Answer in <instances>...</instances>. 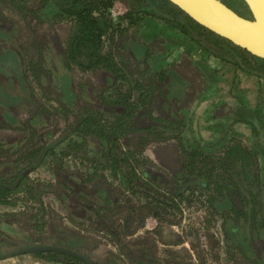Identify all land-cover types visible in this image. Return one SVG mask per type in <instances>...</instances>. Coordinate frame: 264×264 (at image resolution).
<instances>
[{
	"label": "trees",
	"instance_id": "trees-1",
	"mask_svg": "<svg viewBox=\"0 0 264 264\" xmlns=\"http://www.w3.org/2000/svg\"><path fill=\"white\" fill-rule=\"evenodd\" d=\"M5 1V3L12 4L14 2V0ZM45 1L42 0L43 6H45ZM220 1L239 16L250 17L242 0ZM20 2L28 4L32 1L20 0ZM115 3L122 4L127 9V13L116 18L114 22L111 18V10ZM34 6L35 2L32 8H35ZM55 7L57 9L54 16L56 21H64L68 24L66 25L67 29L63 28L62 31L67 36L65 40L62 39L63 42L57 35L47 33L49 45L53 47L61 67L65 70L75 69L80 74L102 73V82L105 87L101 91V95L98 96V100L109 108L114 118H108L104 122L94 110H86L72 118L74 122L67 129L68 132L70 131V135L62 137L50 146L37 148L41 155L29 169H35L41 165L48 151L64 143L72 135L81 138V142L69 140L68 143L75 148H80L81 144L84 146L85 139L94 138L100 142V151H95L94 154L100 156L105 164L110 166L113 177L121 176L130 187L129 190L134 191V187L137 188V186L144 190L142 199L145 202L135 211L126 209L127 217L123 219L122 223L127 224L121 229L124 235L130 236L134 233L133 231L142 227L146 217L154 218L164 224L166 221L165 212L177 210V202H189L193 200L192 197L195 193H207L204 196V203L207 204L206 207L211 215L220 219V229L225 236L226 248H230L233 244L234 246L238 245L240 251L250 250L251 242L246 233L260 232L264 236V215L261 212L259 201L260 173L257 154L242 147L236 141H232L225 148L221 157H213L201 152V146L196 142L185 145L179 138L181 132L174 126L175 115L168 111L170 108L166 107V103L159 102V97H163L172 106L178 105L177 99L182 86H180L181 82L179 83L177 80L176 83V79L173 78L176 76V71L175 73L170 70V72L155 74V76H159V86L156 87L158 94H154L151 91V84H144L136 79L129 80L130 78L125 74L123 67L129 73L132 69L121 64L122 62L119 63L120 59L123 61L122 57L124 56L119 53V48L124 43L125 34L137 28L143 18L147 17L158 20L167 28L179 32L205 55L220 63L228 64L235 70L254 77L262 83H264V59L254 57L233 46L227 40L209 32L192 21L168 0H58ZM1 15L3 16V14ZM130 36L133 37L134 33H131ZM106 43H108V48L105 47ZM28 57L22 56L18 50L12 49H4L0 53V76L5 79L4 81L0 80V120L9 125L24 122L32 115L35 120L42 116L38 111L39 105L30 98V91L33 89L32 82L35 84L36 79L38 81V76H35V79L33 72L22 70L21 64H24V58ZM5 61H7L8 67L3 66ZM29 62H34V59H30ZM123 83L127 85L126 90H124ZM35 85H39L38 88H41L40 82ZM58 87L56 96L64 104H72L79 98V95L76 94L77 90L71 82L65 85L58 84ZM150 96L153 97L152 108L154 110L151 112L145 107V100ZM29 106L35 108L31 116L29 115L31 111ZM23 115H25L24 118H21ZM139 118H143L144 122L138 125ZM164 120L169 122L168 126L164 127L166 131H176L174 137L170 136V139L174 140L177 149L176 152L172 150V153L168 151L172 154L168 160L172 172L165 173L171 174V181L166 192H160L150 187V181L162 182L163 175H159L156 170L146 168L150 161L144 156L142 157L141 153L133 154L131 150L132 146L148 145V140H143L144 136H149L161 128L159 122ZM1 130L2 128H0ZM160 134L162 135V133ZM48 136L47 134V138ZM4 158L11 159L13 155L0 154V161L2 159L3 162L6 161ZM15 162L14 160L13 164H10V170L8 168L9 171L6 173L15 167ZM29 169L19 170L12 177L6 179L10 182L6 181L4 176H0V204H7L8 196L21 189V184L28 179L26 173ZM92 175L93 173L89 171L84 175V178L76 180V185L72 187L73 191L85 197L92 204L97 202L102 209H105L103 214L108 210L118 209L119 205L112 201L113 198L108 193L109 191L103 187L104 182L102 181L104 180L96 179ZM34 188L26 186L25 190L30 193ZM235 202L239 203V206ZM226 205L230 206V212H221V208ZM67 206L73 209L71 214L80 220L87 221L93 216L89 212L93 208H85L77 204V201H71ZM139 213L142 214V217L137 218ZM128 223L133 225L131 230L127 227ZM62 238H65L66 243H60L57 247L67 250H71L69 247H72L68 243L70 239L82 240L78 234L74 233L65 234ZM30 241L33 240L30 239ZM29 245L24 244L18 249L31 247ZM32 255L46 262L85 264L77 258L53 251L35 252Z\"/></svg>",
	"mask_w": 264,
	"mask_h": 264
},
{
	"label": "rangeland",
	"instance_id": "rangeland-1",
	"mask_svg": "<svg viewBox=\"0 0 264 264\" xmlns=\"http://www.w3.org/2000/svg\"><path fill=\"white\" fill-rule=\"evenodd\" d=\"M31 1L28 4H23L20 0H14L13 4L0 2V8L7 9L6 18L2 22L5 23L6 27L18 22V26L21 27L18 30L19 33L22 30V33H20L22 36L17 35L14 39L5 38L3 40V43L7 44L5 50H18L22 56H29L24 58L25 62L21 64L22 70L33 72L34 77L38 76V81L35 77V84L37 82L42 84L41 88L36 85L30 91V98L39 105L38 111L43 116L40 115L41 118L35 120L32 115L35 108L29 106V110H31L29 115H32V120L31 117L30 119L28 118L29 120L22 121L23 123L19 122V124L15 123L12 125L0 120V128H2L0 131V154L13 155L11 159L4 158L6 160L4 162L8 163H4L3 159L0 161V174H4L0 176H4L5 180L12 177L19 170L31 168L38 160L39 155H41L37 148L46 145L50 146L62 137H68L70 131L68 132L67 129L74 122L72 118L86 110L98 112V116L102 117L100 119L104 120V122L111 118V114L107 109L103 110L100 108L99 110V108H95L99 101L96 93L97 86L92 79L87 82L86 86L83 78H75L76 83H81L84 92L72 104H64L56 96L55 84L52 83L50 86L47 77L50 76L54 80V76H57L60 72L59 60L53 47L49 45L46 34L50 33L53 35L57 33L60 40H65L67 35L63 34L62 31L68 24L64 21H56L54 18L57 13L55 3L58 0H46L44 2L45 6L42 5V0ZM34 2L35 8H32ZM121 8L124 15L127 9L123 5ZM112 19L114 22L116 21V19ZM167 30L171 29L167 28L162 22L147 17L143 18L137 27V36L140 37H136L138 38L137 41L142 45L152 46L154 44L155 47L160 49L161 53L155 51L150 54L153 57L148 60L154 62L152 67L145 73H141L136 69H132L129 73L123 67L125 74L130 78L129 80L136 79L144 84L150 83L152 85L151 91L154 94H158L156 87L159 86V76H155V74L166 72L164 67L167 59L173 60L174 64H179L184 52L185 56L194 57L195 61L204 62L206 67H213L217 62V60L215 61L212 57L202 53L190 41H178L179 39L177 40L176 37L167 35ZM128 34L129 32L125 34L124 39H127ZM5 44L0 47L5 46ZM105 47H108V43L105 44ZM30 59H34V62H29ZM3 66H9L7 61L3 62ZM47 68L49 71L46 70ZM230 72L225 71L222 74ZM0 80L4 81L5 79L0 76ZM200 80L202 82L200 86L197 83L193 84L195 86L194 93H199L196 86L198 88H207L206 83L202 79ZM236 81V79H233L232 81L221 82L225 89L236 90ZM217 82L218 80L214 85ZM251 83L254 88L259 87L261 89L260 92L264 93V83L261 82V87L254 81H251ZM123 86L124 90H126L127 85L123 83ZM152 92L150 93L153 94ZM201 96H203V93L196 100L194 97L182 100L180 110H174V107H171L173 114H176L179 118V121L174 123V126L181 132L179 138L185 145L192 142L198 143L201 146V152L213 157H221L225 148L232 141H236L242 147L254 151L258 155L260 173L259 201L261 212L264 215V127L261 128L258 127L259 125H255L258 121L264 125V100L262 98L258 100L256 97L253 99L251 97L245 98V106L242 105L244 108L241 109L242 117L239 116L238 112H234L235 114H232L233 117L229 115L231 112H227L230 120L242 119L247 123V134L239 133L237 130L232 131L233 128H226L222 130L223 133L220 132L215 138H221L224 133L225 136L217 144L212 145V142L203 141L205 143H199L195 141L198 140L196 136H201V129L193 127L199 122V118L203 123H209L208 117L203 116V114L199 117L198 114H195L202 104ZM203 99H206V97H203ZM159 100L160 103H166L163 97H159ZM152 103L153 97L150 96L145 102V107L148 108V111L152 110L150 108ZM147 104H149V107H147ZM25 105L28 106V104ZM24 116H21V118H24ZM143 122L144 119L141 118V123ZM168 123L167 120L159 122L161 128H158L149 136L145 135L143 138V140L147 139L149 144L143 147H141L142 145L132 146L131 150L133 154L141 153L142 157L144 156L150 161L146 168L153 171L156 170L159 175H163L162 182L150 181V187L160 192H164L171 181V174L165 173L170 172V169L164 166V162H169L168 160L172 156L169 152L172 150L176 152L177 149L174 140L170 139V136L174 137L176 131L168 132L164 129V127L168 126ZM45 132L49 135L48 138L47 134H44ZM40 134L43 135L37 136ZM69 140L80 142L81 139L73 136L72 139L65 140L64 143L48 151L41 165L27 171L28 179L21 184V189L8 196L7 204H0V254L14 252L24 246V244L57 247L60 243H65V238H62L63 235L74 233L82 238L79 241L88 246V250L92 248L104 250L109 244L120 243L122 252L128 255V246H123L120 237L124 236L121 229L127 223L122 222L127 217L126 209L135 211L136 208L145 202L142 199L144 190L138 188V186L137 188L134 187V191L132 189L129 190L130 187L127 186L121 176L113 177V171L110 166L106 165L100 156L94 154L95 151H100V143L85 141L84 146L81 144L80 148H75L68 143ZM14 160L16 161L15 167L9 173H6L10 170V164H13ZM80 163L81 166L78 169ZM8 168L9 170H7ZM89 171L93 173L92 177L104 180L102 181L104 182L103 187L109 191L108 193L113 198L112 201L119 205L118 209L108 210L103 214L105 209H102L97 202H93L94 206H92L85 197L73 191L72 187L76 185V180L84 178V175ZM6 181L10 182V180ZM26 186L35 188L32 192L27 193L25 190ZM200 194L203 193H195L192 197L193 200L189 202H177V210L165 212V228L175 227L176 232H182L183 240L195 250L196 257L202 264H215L216 261L219 264H264V236L260 232L246 233L248 240L251 242L250 250L248 251H240L236 244V246L231 244V247L227 248L224 254L223 251L219 250L220 242H222V237L219 233L220 219L215 215H211L207 209V204L204 203V196L207 193ZM71 201L82 202L85 204L83 205L85 208H93V210L89 211L93 215L92 218L87 221L75 218L71 214L73 209L67 206ZM235 203L239 206V203ZM221 212L229 213L230 206H224L221 208ZM133 215L135 216V214ZM138 215L137 218L142 217V214L140 215L139 213ZM127 227L131 230L133 225L128 223ZM61 235L62 237L60 238ZM30 239L33 241L31 242ZM219 253L222 255L221 257L217 255ZM87 255L95 259L93 253ZM92 261L95 263L94 260Z\"/></svg>",
	"mask_w": 264,
	"mask_h": 264
},
{
	"label": "crops",
	"instance_id": "crops-1",
	"mask_svg": "<svg viewBox=\"0 0 264 264\" xmlns=\"http://www.w3.org/2000/svg\"><path fill=\"white\" fill-rule=\"evenodd\" d=\"M4 1H0V2L5 3L6 1L5 2ZM6 13H7V9L5 8L3 9L1 7L0 15L3 14V16L2 15L0 16V31H1L0 46L2 44L3 45L5 44L3 43V40L5 38L14 39L17 37V35L22 36L20 34L22 33L21 32L22 30L20 31V33L18 31L19 29H21V27L18 26L19 25L18 22H15L10 27H6L5 23L2 22V20H5L4 18H6L5 17ZM131 33H134L133 37L130 36ZM167 33H168L167 35L176 37L177 40L179 39L178 41L189 42L187 38H184V36L177 31L167 30ZM53 35H57V33ZM128 35L129 36L127 37V39L123 38L124 43L119 48L120 50L119 53L124 55L122 57L123 61L120 59L121 61L119 60V63L122 62V64L130 67V69H136L141 73H145L150 67H152L154 62L148 60L149 58L153 57L150 54H152L155 51L161 53L160 49L155 47L154 44L152 46L142 45L139 41H137V39L140 38L137 36V28L129 31ZM58 38L60 39L59 36ZM6 45L7 44H5V46L3 47H0V53L3 51V48L5 49ZM214 60L216 61V59ZM165 65L166 66L164 68L166 70L165 69L163 70H165L166 72L167 71L170 72L171 70L175 73L176 71V76L173 78L176 79V80L174 79L176 83L177 80L179 83L181 82L180 86H182L180 90L181 93L179 94L177 99L178 105L175 104L174 106L175 110L176 109L180 110L181 108L180 103L182 102V100L191 97H194L196 100L198 99L200 94L203 93V96H201L200 99L202 100V104L197 109V112L195 114H198L199 117L200 115L202 116V114L203 116L208 117L209 123L207 122L203 123L199 118V122L193 127L195 128L198 127L199 130L201 129V134L199 133L201 136H196L198 140L195 141L199 143H205L203 141H207V143L212 142V145L213 144L215 145L225 136V133L222 134V137L219 139L215 137L218 136L220 132H222V130L226 128L227 129L233 128L232 131L237 130L239 131V133L243 132L247 134L248 127L246 126L247 123L245 121H243L242 119L230 120L228 116L230 115L233 117L232 114H235L234 112H238L239 116L242 117L241 109L244 108L245 98L247 97L248 98L251 97V99L256 97L258 100L262 98L264 100V93L262 91L260 92L261 89L259 87L254 88V86L251 83V81H254L256 84L258 83V86L261 87L260 81H258L254 77L247 76L235 70L232 66L228 64L220 63L218 60L215 66L206 67L204 66V62L202 61L200 62L199 60L195 61L194 57L185 56L184 52L182 53L181 62L179 64H174L173 60L167 59L165 61ZM59 67H60V72L57 74V76L56 75L54 76V80L49 76V74H48L49 77H47L49 80L48 84L50 86L52 83L55 84L56 87L55 93H57V91L59 90L58 84L65 85L71 82L77 90L76 94L78 95L83 94L84 91L81 87V83L75 82L76 77L83 78L84 84L86 86H87V82H89L91 79L93 82L95 81L97 86L96 87L97 96L101 95V91L104 90L105 85L104 82H102V77H103L101 75L102 73L97 72L95 75H93V74H80L75 69L71 71H67L61 67L60 63H59ZM46 70L49 71L48 68ZM225 71H231V72L228 74H222L225 73ZM173 72H172V76H173ZM200 79H202L206 83L207 88L205 89L204 87L198 88L196 86V88L199 90V93H194L193 91L195 89V86H193V84L197 83L200 86V84H202ZM233 79L237 80L235 82L236 85L238 86V87L236 86V90L233 89L230 90L229 88L225 89V86H223V83L221 81H226V80L232 81ZM217 80H218L217 84L214 85ZM32 85L34 89L36 85L33 82ZM40 86H42V84H40ZM90 94H92V92H90ZM203 97H206V99H203ZM167 103L169 105L168 108H170L168 111L172 112L173 114V111L171 110V103L170 102ZM95 108H99V110L100 108H102L103 110L105 109L109 110V108L101 104V102H99ZM150 108L152 109L150 110V112L154 111L152 105ZM227 112H231V113L227 115ZM173 115H175L176 123H177L179 121V118L177 117L176 114ZM111 118H114L112 114H111ZM255 125H259L258 127L261 128L264 127V125L261 124L259 121ZM72 137L73 135L70 136L69 139L70 138L72 139ZM85 141L100 143L98 142V140L94 138H87L85 139ZM80 166L81 163L78 169H80ZM77 204H80L82 206L85 205L82 202H77ZM90 205L94 206V204L92 203H90ZM150 218L151 217L148 218L146 217L144 220L145 223H143L142 227L137 228L135 231H133L134 233L132 235L120 236L123 246L125 245L128 246V255L122 252V249L120 248L121 247L120 243L119 244L113 243L111 245L109 244L107 245V247L104 248V250L103 249L99 250L96 248H92L91 250H88L89 249L88 246H86L83 242L80 243L79 240L70 239L68 243L72 247L69 248L74 252L80 250L79 252H77L79 254L87 255L93 253L95 259L92 256H89V258L94 260L96 264H202L199 262L198 258L196 257L195 250L191 246H189L187 242L183 240L182 238L183 235H181L182 232L181 233L176 232L175 227L165 228L163 223H159L156 219L153 218L150 219ZM219 233L220 236L222 237V242H220L219 250L221 252L223 251L224 254V252L227 251L225 244V236L220 228H219ZM217 255L219 257L222 256L220 253ZM0 264H63V263L46 262L45 260L36 258L33 255H23L10 259L0 260ZM215 264H219V262L216 261Z\"/></svg>",
	"mask_w": 264,
	"mask_h": 264
},
{
	"label": "water",
	"instance_id": "water-1",
	"mask_svg": "<svg viewBox=\"0 0 264 264\" xmlns=\"http://www.w3.org/2000/svg\"><path fill=\"white\" fill-rule=\"evenodd\" d=\"M250 14L244 18L220 0H168L196 24L227 40L248 54L264 59V0H242ZM53 251L95 264L89 257L72 250L50 246H31L0 254V260L35 252Z\"/></svg>",
	"mask_w": 264,
	"mask_h": 264
},
{
	"label": "built area",
	"instance_id": "built-area-1",
	"mask_svg": "<svg viewBox=\"0 0 264 264\" xmlns=\"http://www.w3.org/2000/svg\"><path fill=\"white\" fill-rule=\"evenodd\" d=\"M122 4L115 3L112 10H111V16L112 18L116 19L117 17L123 15V9L121 8Z\"/></svg>",
	"mask_w": 264,
	"mask_h": 264
},
{
	"label": "flooded vegetation",
	"instance_id": "flooded-vegetation-1",
	"mask_svg": "<svg viewBox=\"0 0 264 264\" xmlns=\"http://www.w3.org/2000/svg\"><path fill=\"white\" fill-rule=\"evenodd\" d=\"M127 13V12H126ZM121 16H123V15H121ZM118 18V17H117ZM146 101V100H145ZM166 107L168 108L169 107V105H168V103L166 102ZM171 107H174V106H172L171 105ZM174 110H175V108H174ZM108 112H110V114H112V112L110 111V110H108ZM139 123H141V118H139V122H138V125H139ZM138 127V126H137ZM164 165L166 166V167H169V169H170V171H171V166H170V162H164ZM173 168H175V167H173ZM151 219V218H150ZM154 219V218H153ZM145 223V222H144ZM29 246H31V245H29ZM40 246V245H39ZM42 246H44V245H42ZM49 246V245H48ZM77 253V252H76ZM79 254V253H78ZM24 255H32V254H24ZM80 255H83V256H87V255H84V254H80ZM20 256H23V255H20ZM87 257H89V256H87ZM37 258V257H36Z\"/></svg>",
	"mask_w": 264,
	"mask_h": 264
}]
</instances>
